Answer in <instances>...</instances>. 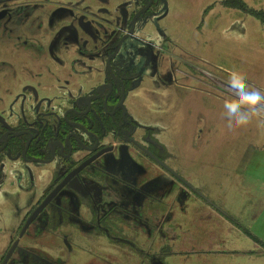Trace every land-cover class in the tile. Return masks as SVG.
Here are the masks:
<instances>
[{
    "label": "flooded vegetation",
    "instance_id": "1",
    "mask_svg": "<svg viewBox=\"0 0 264 264\" xmlns=\"http://www.w3.org/2000/svg\"><path fill=\"white\" fill-rule=\"evenodd\" d=\"M237 10V0H0V264L221 252L192 243L197 210L230 214L184 176L174 139L186 134L171 115L224 53Z\"/></svg>",
    "mask_w": 264,
    "mask_h": 264
},
{
    "label": "rangeland",
    "instance_id": "2",
    "mask_svg": "<svg viewBox=\"0 0 264 264\" xmlns=\"http://www.w3.org/2000/svg\"><path fill=\"white\" fill-rule=\"evenodd\" d=\"M237 1L235 28L229 33L230 43H224V55L207 58V75L192 76L191 92L171 115V122L179 124L186 134L181 132L174 139L184 176L206 202L224 215L230 214L229 218L200 217L202 212L197 210L192 243L196 248L221 252L207 251L202 255L205 261L189 257L180 264H264V128L253 121L231 132L221 115L224 101L230 98L226 88L230 70L245 73L250 90L264 92V21L260 18L264 17V0ZM202 49L205 52L203 44ZM135 240L149 243L140 237ZM160 243L154 244L157 250ZM180 243V248L189 247ZM82 245L91 248L89 243ZM118 253L130 261L128 264L138 262L134 254L123 255L130 252ZM50 254L55 257L59 253Z\"/></svg>",
    "mask_w": 264,
    "mask_h": 264
},
{
    "label": "clouds",
    "instance_id": "3",
    "mask_svg": "<svg viewBox=\"0 0 264 264\" xmlns=\"http://www.w3.org/2000/svg\"><path fill=\"white\" fill-rule=\"evenodd\" d=\"M230 98L223 103L222 118L231 132L245 128L253 121L264 128V92L250 90L246 74L232 69L226 84Z\"/></svg>",
    "mask_w": 264,
    "mask_h": 264
},
{
    "label": "trees",
    "instance_id": "4",
    "mask_svg": "<svg viewBox=\"0 0 264 264\" xmlns=\"http://www.w3.org/2000/svg\"><path fill=\"white\" fill-rule=\"evenodd\" d=\"M244 5L242 4V7H243ZM248 9V8H247ZM256 11V10H255ZM252 13V12H251ZM260 14V13H259ZM259 14H255L256 16H259ZM260 17V16H259ZM261 18V21H264V17H260Z\"/></svg>",
    "mask_w": 264,
    "mask_h": 264
}]
</instances>
